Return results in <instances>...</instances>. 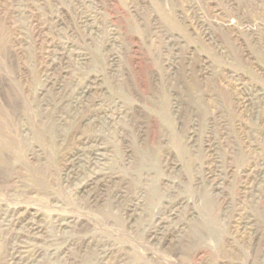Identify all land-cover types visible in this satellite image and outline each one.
<instances>
[{
  "label": "rangeland",
  "instance_id": "1",
  "mask_svg": "<svg viewBox=\"0 0 264 264\" xmlns=\"http://www.w3.org/2000/svg\"><path fill=\"white\" fill-rule=\"evenodd\" d=\"M0 234V264H264V0H0Z\"/></svg>",
  "mask_w": 264,
  "mask_h": 264
},
{
  "label": "bare ground",
  "instance_id": "2",
  "mask_svg": "<svg viewBox=\"0 0 264 264\" xmlns=\"http://www.w3.org/2000/svg\"><path fill=\"white\" fill-rule=\"evenodd\" d=\"M92 24V23H91ZM68 90V89H67ZM251 103V102H250ZM253 103V102H252ZM55 105V104H54ZM67 106V105H66ZM196 144V143H195ZM100 153H102V152H100ZM78 158V157H77ZM89 159V158H88ZM99 159V158H98ZM164 159H167V158H164ZM170 166V165H169ZM77 170V169H76ZM172 172V171H171ZM75 173V172H74ZM260 173V172H259ZM67 174V173H66ZM94 174V173H93ZM110 174V173H109ZM97 175V174H96ZM90 176V178H91V175H89ZM102 179V178H101ZM94 180V179H93ZM97 180H99V179H97ZM85 182V181H84ZM88 183V182H87ZM96 183V182H95ZM106 185V184H105ZM94 187V186H93ZM95 187H97V186H95ZM253 190V189H252ZM87 191V190H86ZM93 192V191H92ZM95 198V197H94ZM93 200V199H92ZM244 200V199H243ZM252 200V199H251ZM182 201V200H181ZM91 202V201H90ZM247 205V204H246ZM131 210V209H130ZM156 211V210H155ZM131 215V214H130ZM129 215V216H130ZM135 215V214H134ZM127 216V215H126ZM18 218V217H17ZM165 218V217H164ZM24 219V218H23ZM129 219V218H128ZM127 219V220H128ZM10 220V219H9ZM14 220V219H13ZM164 220V219H163ZM63 221V220H62ZM10 222H13V221H10ZM28 222H30V221H28ZM57 222V221H56ZM65 222V221H64ZM17 223V222H16ZM2 225V224H1ZM17 225V224H16ZM161 225V224H160ZM165 225V224H164ZM15 226V225H14ZM38 226V225H37ZM58 226V225H57ZM7 228V227H6ZM66 228V227H65ZM2 229V228H1ZM7 230V229H6ZM8 231V230H7ZM35 233V232H34ZM152 234V233H151ZM251 234H252V232H251ZM1 235V234H0ZM31 235V234H30ZM61 235V234H60ZM179 235V234H178ZM33 236V235H32ZM31 236V237H32ZM58 236V235H57ZM42 237V236H41ZM46 237V236H45ZM6 238V237H5ZM35 238V237H34ZM37 238H38V236H37ZM58 239V238H57ZM2 240V239H1ZM56 240V239H55ZM29 241V240H28ZM50 241H52V239L50 240ZM24 242V241H23ZM44 242H48V241H44ZM34 243V242H33ZM89 243V242H88ZM20 246V245H19ZM23 246V245H22ZM63 246V245H62ZM26 247V246H25ZM75 248V247H74ZM93 248V247H92ZM105 248V247H104ZM13 249V248H12ZM86 249V248H85ZM16 250V249H15ZM14 251V250H13ZM25 251V250H24ZM36 251V250H35ZM39 251V250H38ZM57 251H58V249H57ZM19 252V251H18ZM27 252V251H26ZM55 252V251H54ZM13 253V252H12ZM58 253V252H57ZM62 254V253H61ZM20 255V254H19ZM25 255V254H24ZM27 255V254H26ZM37 255V254H36ZM23 256V255H22ZM49 256V255H48ZM47 256V257H48ZM9 258V257H8ZM36 258V257H35ZM74 258V257H73ZM11 259V258H10ZM30 260V259H29ZM39 261H40V259H38ZM46 261V260H45ZM102 261V260H101ZM21 262H22V260H21ZM12 263V262H11ZM19 263V262H18Z\"/></svg>",
  "mask_w": 264,
  "mask_h": 264
}]
</instances>
